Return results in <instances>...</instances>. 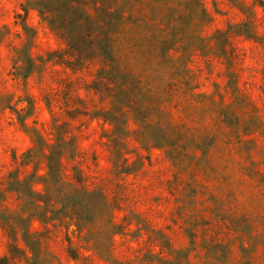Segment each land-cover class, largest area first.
Masks as SVG:
<instances>
[{
    "label": "rangeland",
    "instance_id": "1",
    "mask_svg": "<svg viewBox=\"0 0 264 264\" xmlns=\"http://www.w3.org/2000/svg\"><path fill=\"white\" fill-rule=\"evenodd\" d=\"M41 1L0 0V259L264 264V0L94 5L79 71Z\"/></svg>",
    "mask_w": 264,
    "mask_h": 264
},
{
    "label": "trees",
    "instance_id": "2",
    "mask_svg": "<svg viewBox=\"0 0 264 264\" xmlns=\"http://www.w3.org/2000/svg\"><path fill=\"white\" fill-rule=\"evenodd\" d=\"M115 0H58L52 2L42 0L39 3L40 18L42 22L54 32L56 37L61 41L63 49L54 51L48 57V60L57 64L63 65L67 69L73 71H79L88 62L93 59L97 42L91 30H89L82 17H90L92 12V6L102 4L105 5L108 2H114ZM93 3V5L91 4ZM24 26H27L26 22ZM99 91L100 84L95 83ZM89 111H80L74 118L81 115H89ZM97 114L96 117H99ZM44 141L43 137H41ZM59 146H54L49 158L56 157ZM37 150L32 148L26 154L23 155L22 163L29 165L32 160L35 159ZM34 162V161H33ZM32 163V162H31ZM16 236H11V242L9 245L8 254L0 259V264H18L17 255L21 254L27 256L26 253L17 245Z\"/></svg>",
    "mask_w": 264,
    "mask_h": 264
}]
</instances>
